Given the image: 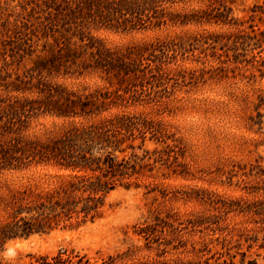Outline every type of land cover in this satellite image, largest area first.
Wrapping results in <instances>:
<instances>
[{"label":"rangeland","instance_id":"374dc122","mask_svg":"<svg viewBox=\"0 0 264 264\" xmlns=\"http://www.w3.org/2000/svg\"><path fill=\"white\" fill-rule=\"evenodd\" d=\"M108 155L98 216L65 220L59 190ZM16 215L43 231L7 238ZM61 247L264 264V0H0V264Z\"/></svg>","mask_w":264,"mask_h":264},{"label":"trees","instance_id":"16d2710c","mask_svg":"<svg viewBox=\"0 0 264 264\" xmlns=\"http://www.w3.org/2000/svg\"><path fill=\"white\" fill-rule=\"evenodd\" d=\"M57 152L60 153L61 151ZM71 162L72 160L66 157L56 161L59 168L62 169L73 171L94 170L89 165ZM104 162L106 165V173H104L106 179L96 177L95 180H90V178L88 179L84 175H72L67 184L59 190L61 198L56 200L53 207L59 209L65 220H70L75 216L77 219L75 223L79 225L88 220H94L98 216L99 208L103 204L102 197L115 187V177L120 174L125 175V169H123V165L122 167L120 165L122 163L116 161L112 156L108 155L107 160ZM44 219H47V217L45 216ZM12 224L18 229L13 228L15 231L10 232L7 238L26 236L37 231H43V229H36L35 225H32L26 216L22 215H16L12 223L7 224V227H13L10 226ZM16 230H20L21 232L19 233ZM41 258L43 260L41 264H98L97 261H93L86 253L65 247L59 248L53 255H44Z\"/></svg>","mask_w":264,"mask_h":264}]
</instances>
